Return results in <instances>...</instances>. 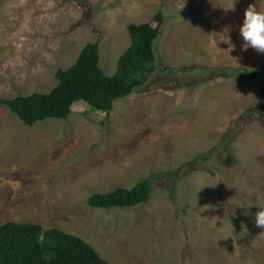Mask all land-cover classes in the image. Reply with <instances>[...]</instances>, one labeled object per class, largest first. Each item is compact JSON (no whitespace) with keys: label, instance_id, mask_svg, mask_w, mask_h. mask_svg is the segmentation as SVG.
Masks as SVG:
<instances>
[{"label":"rangeland","instance_id":"374dc122","mask_svg":"<svg viewBox=\"0 0 264 264\" xmlns=\"http://www.w3.org/2000/svg\"><path fill=\"white\" fill-rule=\"evenodd\" d=\"M231 2L0 0V99L48 93L88 43L114 75L127 26L163 14L156 72L108 114L78 102L66 120L27 126L0 105V225L60 229L109 264H264L254 221L264 208L262 82L214 72L264 66L238 32L246 8L264 11V0L229 11ZM208 152L209 163L196 158ZM142 180L151 196L135 208L87 204Z\"/></svg>","mask_w":264,"mask_h":264},{"label":"trees","instance_id":"16d2710c","mask_svg":"<svg viewBox=\"0 0 264 264\" xmlns=\"http://www.w3.org/2000/svg\"><path fill=\"white\" fill-rule=\"evenodd\" d=\"M151 22H155L156 26ZM151 22L127 26L131 43L120 55L114 75H106L99 66L98 43H88L80 50L73 65L56 71L57 84L48 93L0 99V105L27 126L50 119L66 120L72 112V106L78 102L108 114L116 100L144 86L157 70L154 42L163 24V14H155ZM214 72L244 82L260 80V97L264 98V66L252 70L225 67ZM198 157L209 163L211 152ZM151 191L150 180H142L130 188L93 194L87 204L102 210L135 208L149 200ZM232 221L237 227L236 220L232 218ZM0 264L109 263L78 236L56 228L45 229L34 223L7 222L0 225Z\"/></svg>","mask_w":264,"mask_h":264},{"label":"clouds","instance_id":"9594fccd","mask_svg":"<svg viewBox=\"0 0 264 264\" xmlns=\"http://www.w3.org/2000/svg\"><path fill=\"white\" fill-rule=\"evenodd\" d=\"M239 0H232L229 11H234V5ZM226 32L230 29L225 28ZM239 36L242 40L241 50L252 49L257 53L264 54V11H258L254 4H250L243 14V20L238 28ZM228 58L237 64L238 58L229 56V52L234 51L235 44L230 42V37H227ZM216 49L217 45H215ZM254 221L257 227L264 229V208L258 209L255 212Z\"/></svg>","mask_w":264,"mask_h":264},{"label":"crops","instance_id":"0c3cea01","mask_svg":"<svg viewBox=\"0 0 264 264\" xmlns=\"http://www.w3.org/2000/svg\"><path fill=\"white\" fill-rule=\"evenodd\" d=\"M15 223V222H14Z\"/></svg>","mask_w":264,"mask_h":264}]
</instances>
